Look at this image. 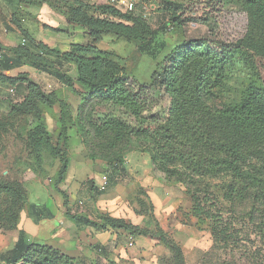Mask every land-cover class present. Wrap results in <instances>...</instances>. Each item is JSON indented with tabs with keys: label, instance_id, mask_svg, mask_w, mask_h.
<instances>
[{
	"label": "rangeland",
	"instance_id": "374dc122",
	"mask_svg": "<svg viewBox=\"0 0 264 264\" xmlns=\"http://www.w3.org/2000/svg\"><path fill=\"white\" fill-rule=\"evenodd\" d=\"M85 1L94 7L91 14L104 4L127 13L123 0ZM134 1L131 14L143 17L157 31L156 56L144 53L140 41L115 35H106L99 46L125 67L130 84L147 89L154 103L145 114L148 119L151 113L166 118L170 107L164 89L151 87L153 74L163 69L159 64L167 55L188 49L191 42L223 43L231 49L225 68L215 79L213 95L206 101L212 111L240 104L253 88L264 90V0ZM19 6L24 7L20 0L11 4L7 25H3L7 34L18 39L16 46L5 49L7 55L13 57L11 49L23 44L24 34L16 23L60 52L73 43L88 41L82 29L68 26L54 9L47 6L49 12L35 15ZM46 25L64 32L45 29ZM13 70L17 76L27 74L28 82L39 84L47 93L55 92L69 105L73 121L65 134L59 104L15 110L29 94L27 84H20L16 92L0 83V264H8L7 249L11 239L20 235L21 217L30 212L32 203L55 205L60 222L66 217L74 223V217L83 218L82 229L98 236L91 243L81 242L90 256L75 259L79 264H234L235 258L239 264H264L263 214H257L264 209V201H249L238 208L244 218L233 215L230 234H234L222 236L220 242L209 220L199 223L192 216L193 200L187 187L169 182L155 169L150 139L122 126L103 127L106 121L115 120L136 129L138 123L123 108L90 97L76 82L70 87L56 70L26 59ZM61 72L77 78L74 65L64 63ZM43 123L49 136L38 154L30 135ZM64 152L69 167L60 182ZM260 161L257 168L264 177V154ZM221 183L215 179L211 188ZM33 207L38 217L49 216L45 207ZM131 234L136 239L133 247L129 246Z\"/></svg>",
	"mask_w": 264,
	"mask_h": 264
},
{
	"label": "trees",
	"instance_id": "16d2710c",
	"mask_svg": "<svg viewBox=\"0 0 264 264\" xmlns=\"http://www.w3.org/2000/svg\"><path fill=\"white\" fill-rule=\"evenodd\" d=\"M20 3L23 6L46 5L54 9L65 17L68 26L82 29L88 41L73 43L68 51L60 52L37 41L20 23H16L23 31L26 44L11 49L13 57L0 54V83L13 87L16 92L20 84H27L29 91L25 101L15 105V110L22 107L32 111L37 109V105L53 107L59 104L60 122L65 134L68 124L73 121L69 105L55 92L47 93L39 84L28 82L25 73L16 77L3 73L4 69H13L22 59L35 66L56 70L70 87L76 82L88 91L90 97L123 108L138 123L136 129L127 128L121 121L115 120L106 121L103 127L112 129L122 126L131 134L150 139L155 169L164 173L169 182L182 183L187 187L193 200L192 216L199 223L209 220L213 231L219 234L220 242L224 241L222 236L232 237V216L244 218V211L239 213L237 209L249 201H264V177L257 168L264 154V90L251 89L245 100L232 107L212 111L206 105L213 95L216 77L225 68L230 46L191 42L188 49L167 55L159 64V68L163 69L153 74L151 87L163 88L169 95V111L164 119L152 113L148 119L145 114L153 109L154 103L149 100L147 89L130 84L125 67L114 59L112 52L99 46L106 35H115L140 41L142 51L155 57L157 31L146 19L132 15L133 11L123 13L110 4L97 6L91 14L94 7L85 0H20ZM172 6L169 3V8ZM45 29L64 32L47 25ZM64 63L75 66L76 79L61 72ZM48 136L44 123L31 133L30 139L38 154L46 146ZM61 161L60 182L69 167L66 152L61 155ZM215 179L222 180V183L211 188ZM259 213L263 214L260 227L264 234V209L257 210ZM74 218L76 223L86 222L83 218ZM22 260L25 264H77L75 258L59 249L28 245L24 237L5 255L8 264H17ZM239 263L240 260L235 258L234 264Z\"/></svg>",
	"mask_w": 264,
	"mask_h": 264
},
{
	"label": "crops",
	"instance_id": "0c3cea01",
	"mask_svg": "<svg viewBox=\"0 0 264 264\" xmlns=\"http://www.w3.org/2000/svg\"><path fill=\"white\" fill-rule=\"evenodd\" d=\"M13 2H15V0H0V44L3 47V49L0 51H3L5 54L7 53L5 51L6 48L16 46L18 44L17 37H12L11 35L7 34L8 31L6 29L3 30V25H7V20L11 12L10 6ZM19 8H26L35 15H44L49 12L48 7L46 5L41 7L27 5L24 7L19 6ZM8 25L10 24L8 23ZM29 34L37 41L44 42L42 39L34 37L31 32H29ZM69 48L63 52L68 51ZM7 56L10 57L9 55ZM13 71V69H4L3 73L10 77H16L17 75H15ZM33 206H35L36 208L45 207V212H49V216L38 217L36 214L37 212L35 211V213L33 210ZM61 206L63 208L64 204L62 203ZM56 210L57 208L55 205H49L47 203H32L30 212L28 214H24L21 217V221L19 224V229L21 232L20 235L11 239V245L7 249V251L12 250L15 247L16 243L19 241V239L21 237H24L28 245L50 246L52 248L61 250L65 255L75 259L90 256L88 253V248L85 246L84 243L81 242L87 240L88 243H91L93 242L91 240H96L98 236H91L90 230L82 229V223H74L73 221H69L67 217L64 219V221L60 222L57 218V215L55 214ZM87 233H89L90 236H88Z\"/></svg>",
	"mask_w": 264,
	"mask_h": 264
},
{
	"label": "built area",
	"instance_id": "2783aa9c",
	"mask_svg": "<svg viewBox=\"0 0 264 264\" xmlns=\"http://www.w3.org/2000/svg\"><path fill=\"white\" fill-rule=\"evenodd\" d=\"M121 4L126 6L127 11H133L135 8V2L133 0H123L121 2ZM22 42H23V44H26L25 39H23ZM0 59H1V55H0ZM105 184H107V183H105ZM135 241H136V239L132 235H130L129 236V246L133 247L135 245Z\"/></svg>",
	"mask_w": 264,
	"mask_h": 264
}]
</instances>
